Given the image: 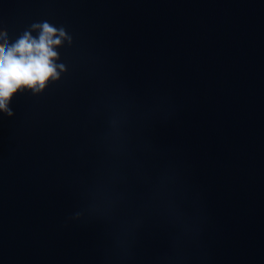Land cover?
<instances>
[{"label":"water","instance_id":"1","mask_svg":"<svg viewBox=\"0 0 264 264\" xmlns=\"http://www.w3.org/2000/svg\"><path fill=\"white\" fill-rule=\"evenodd\" d=\"M42 20L73 44L0 114V264H264V0H0Z\"/></svg>","mask_w":264,"mask_h":264},{"label":"clouds","instance_id":"2","mask_svg":"<svg viewBox=\"0 0 264 264\" xmlns=\"http://www.w3.org/2000/svg\"><path fill=\"white\" fill-rule=\"evenodd\" d=\"M72 44L65 26L48 20L33 22L14 41L0 28V114L14 115L10 104L15 95L27 91L37 96L59 81L68 71L59 49Z\"/></svg>","mask_w":264,"mask_h":264}]
</instances>
